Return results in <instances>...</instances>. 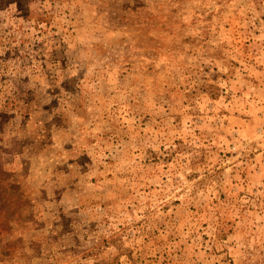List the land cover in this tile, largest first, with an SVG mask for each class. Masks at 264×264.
I'll return each mask as SVG.
<instances>
[{
  "label": "rangeland",
  "instance_id": "1",
  "mask_svg": "<svg viewBox=\"0 0 264 264\" xmlns=\"http://www.w3.org/2000/svg\"><path fill=\"white\" fill-rule=\"evenodd\" d=\"M0 264H264V0H0Z\"/></svg>",
  "mask_w": 264,
  "mask_h": 264
}]
</instances>
